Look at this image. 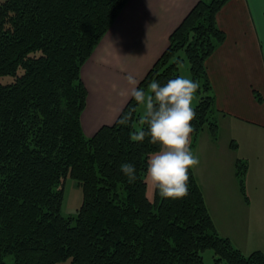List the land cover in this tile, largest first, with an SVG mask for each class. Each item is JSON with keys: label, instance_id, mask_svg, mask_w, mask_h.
Wrapping results in <instances>:
<instances>
[{"label": "trees", "instance_id": "1", "mask_svg": "<svg viewBox=\"0 0 264 264\" xmlns=\"http://www.w3.org/2000/svg\"><path fill=\"white\" fill-rule=\"evenodd\" d=\"M128 1H0V264L9 256L13 264H207L208 249L213 264H264L263 252L244 254L218 235L193 170L186 197H148L147 160L159 146L147 136L131 140L135 127L147 130L134 99L114 124L86 136L81 68ZM228 1H198L138 85L181 76L187 58L204 93L194 106L192 150L207 122L215 137L219 129L206 60L225 41L216 16ZM124 163L134 165L135 183ZM237 166L244 175L247 164ZM68 175L83 190L76 217L62 214Z\"/></svg>", "mask_w": 264, "mask_h": 264}, {"label": "crops", "instance_id": "2", "mask_svg": "<svg viewBox=\"0 0 264 264\" xmlns=\"http://www.w3.org/2000/svg\"><path fill=\"white\" fill-rule=\"evenodd\" d=\"M198 1L126 3L81 68L88 93L82 115L86 136L116 122L131 98L112 85L129 90V74L139 85ZM216 21L226 38L206 68L219 138L213 140L208 130L200 134L192 150L200 163L193 171L219 232L249 254L264 251V0H229ZM199 100L197 93L193 106ZM237 160L247 164V203L236 179Z\"/></svg>", "mask_w": 264, "mask_h": 264}, {"label": "clouds", "instance_id": "3", "mask_svg": "<svg viewBox=\"0 0 264 264\" xmlns=\"http://www.w3.org/2000/svg\"><path fill=\"white\" fill-rule=\"evenodd\" d=\"M129 90H120L113 84V91L121 96L134 99L142 110L140 125L130 134L132 141L142 142L149 137V142L158 145L159 150L147 160L145 180L148 186L157 191L164 199H182L189 194V172L199 166V157L191 149L192 121L196 117L194 101L200 83L183 75L168 80L161 85L153 80L147 89L139 88L138 81L127 75ZM129 112L119 120L121 125H128L133 119ZM121 171L128 183L137 180L136 169L130 163L121 165Z\"/></svg>", "mask_w": 264, "mask_h": 264}, {"label": "rangeland", "instance_id": "4", "mask_svg": "<svg viewBox=\"0 0 264 264\" xmlns=\"http://www.w3.org/2000/svg\"><path fill=\"white\" fill-rule=\"evenodd\" d=\"M1 1V0H0ZM176 59V58H175ZM87 62V61H86ZM85 62V63H86ZM84 63V64H85ZM180 72H181V75H183L184 77H186V78H191V79H193V76H192V74H191V70H190V64H189V61L187 60V58H185L181 63H180ZM12 80V77L11 76H5V77H3L2 78V81L3 82H10ZM85 87H86V85H85ZM86 89H87V87H86ZM197 93H199V96H200V98H201V96H203V92H202V89H199L198 91H197ZM87 98H88V94H87ZM88 100V99H87ZM87 100H86V102H87ZM130 101V100H129ZM86 106H87V103H86ZM86 108V107H85ZM85 110V109H84ZM141 112H142V110H140ZM84 112V111H83ZM83 115V114H82ZM81 121H82V117H81ZM210 123L209 122H207L205 125H204V129L203 130H201V132H200V134L202 133V132H204V130H208V128H210ZM219 126V125H218ZM209 131V130H208ZM212 131L210 130L209 131V133L211 134V136H212V139L213 140H217L218 138H219V129H218V131H217V137H215L212 133H211ZM200 134L197 136V140H198V138H199V136H200ZM94 135H95V133H94ZM94 135H92V136H94ZM92 136H90V137H92ZM197 140H196V142H197ZM195 147V146H194ZM194 149V148H193ZM238 160H237V164H238ZM239 166H237V165H235V168H234V170H235V173H236V176H237V182H238V185H239V189H240V192H241V194H242V196H243V198H244V200L246 201V203H247V201H248V197H247V195H246V189H247V186H246V183H245V181H246V171H247V169H246V171H245V173H244V175H241V176H239L238 175V171H241V173L243 172V170H239ZM245 176V177H244ZM244 186V187H243ZM242 187L244 188V192H243V190H242ZM63 189H64V195H63V205H62V214L64 215V216H72V217H76L77 216V214H78V210L81 208V206H82V203H83V190H82V185L81 184H79L77 181H75L70 175H68L66 178H65V180H64V184H63ZM155 192L156 191H154L153 189H151L149 186L147 187V195H148V197L150 198V199H153L154 198V196H155ZM247 198V199H246ZM210 213V212H209ZM211 215V214H210ZM212 217V216H211ZM212 220H213V222H214V225H215V229H216V231H217V233H218V235L220 236V237H225V238H228V239H230L229 237H227V236H223L220 232H219V230H218V228H217V225H216V223H215V221H214V219L212 218ZM230 241H231V243L233 244V242H232V240L230 239ZM233 246L236 248V249H239L240 251H242L240 248H238V247H236L234 244H233ZM259 251H261V250H259ZM243 252V251H242ZM261 252H263L264 253V251H261ZM244 253V252H243ZM245 254V253H244ZM204 256H205V262L207 263V264H213L214 263V252H213V250L212 249H208V250H206L205 252H204ZM12 258V257H11ZM10 258V256H9V258L7 257V259H6V261H7V264H13L12 262V259ZM65 264H68V263H65Z\"/></svg>", "mask_w": 264, "mask_h": 264}]
</instances>
